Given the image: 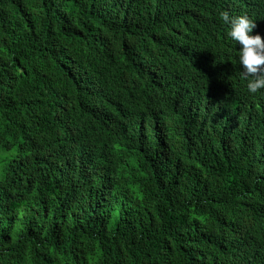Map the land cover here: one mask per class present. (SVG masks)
<instances>
[{"label":"trees","instance_id":"trees-1","mask_svg":"<svg viewBox=\"0 0 264 264\" xmlns=\"http://www.w3.org/2000/svg\"><path fill=\"white\" fill-rule=\"evenodd\" d=\"M224 11L264 37V0H0V264H264Z\"/></svg>","mask_w":264,"mask_h":264},{"label":"clouds","instance_id":"clouds-1","mask_svg":"<svg viewBox=\"0 0 264 264\" xmlns=\"http://www.w3.org/2000/svg\"><path fill=\"white\" fill-rule=\"evenodd\" d=\"M229 25L227 37L233 45H239L238 63L242 67L241 77L247 81V90L255 94L264 89V37L252 35L256 20L248 15L231 17L227 11L221 13Z\"/></svg>","mask_w":264,"mask_h":264}]
</instances>
